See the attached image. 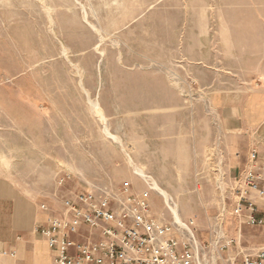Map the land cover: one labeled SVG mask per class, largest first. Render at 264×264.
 <instances>
[{"label":"rangeland","instance_id":"obj_1","mask_svg":"<svg viewBox=\"0 0 264 264\" xmlns=\"http://www.w3.org/2000/svg\"><path fill=\"white\" fill-rule=\"evenodd\" d=\"M263 85L264 0H0V180L48 218L81 190L146 189L129 154L207 258L218 240L235 241L223 257L262 248L264 228L233 215L215 97Z\"/></svg>","mask_w":264,"mask_h":264},{"label":"built area","instance_id":"obj_2","mask_svg":"<svg viewBox=\"0 0 264 264\" xmlns=\"http://www.w3.org/2000/svg\"><path fill=\"white\" fill-rule=\"evenodd\" d=\"M257 159L253 149L249 168L232 181L233 215L241 225L264 228V165ZM143 182L146 189L140 193L126 181L117 190L93 187L65 199L62 214L48 217L36 228L52 250L55 263L264 264V247L250 252L237 247L223 257L221 253L235 243L233 239L218 240L217 251L207 258L211 249L197 244L195 221L181 225L155 216L152 186L145 179ZM41 209L46 211V205ZM3 255L15 257V251Z\"/></svg>","mask_w":264,"mask_h":264},{"label":"crops","instance_id":"obj_3","mask_svg":"<svg viewBox=\"0 0 264 264\" xmlns=\"http://www.w3.org/2000/svg\"><path fill=\"white\" fill-rule=\"evenodd\" d=\"M215 100L227 138L226 174L236 177L249 168L253 149L257 163L264 165V85L218 95ZM47 216L35 201L18 194L9 180H0V251H15L5 263L56 264L46 239L36 232Z\"/></svg>","mask_w":264,"mask_h":264},{"label":"bare ground","instance_id":"obj_4","mask_svg":"<svg viewBox=\"0 0 264 264\" xmlns=\"http://www.w3.org/2000/svg\"><path fill=\"white\" fill-rule=\"evenodd\" d=\"M94 108L97 110V113L101 116V121L105 124V119L104 117L102 116V111H101V108L98 106V104H94ZM105 132L107 134H110L109 133V129L108 127L105 125ZM115 139L118 141V142H121L120 139L118 137H115ZM126 151V150H125ZM128 154V153H127ZM128 162H129V165L131 166V168L134 169V171L140 175L142 178L146 179L147 181L151 182L150 185L152 186V190H155L157 193H159L160 195H162V197L164 198V200L166 201L167 205L169 206V208L172 210V213L174 215V219L176 221V223H179V224H184L185 222L181 220L180 218V215L178 213V208H177V203L175 201H173L172 197L169 195V193L162 189V187H160L150 176H148L144 170L142 168H140L135 160L128 154ZM174 221V222H175ZM223 230V228H222ZM197 244L198 243V240H197Z\"/></svg>","mask_w":264,"mask_h":264}]
</instances>
